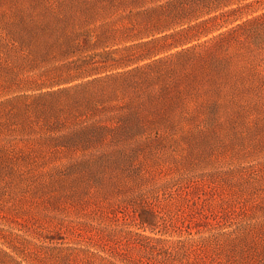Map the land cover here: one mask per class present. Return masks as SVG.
Here are the masks:
<instances>
[{
  "label": "rangeland",
  "instance_id": "374dc122",
  "mask_svg": "<svg viewBox=\"0 0 264 264\" xmlns=\"http://www.w3.org/2000/svg\"><path fill=\"white\" fill-rule=\"evenodd\" d=\"M163 1L0 0L17 25L1 29L0 236L24 264H88L87 248L122 264H264V34L259 46L224 36V49L207 38L263 0L158 62L66 77L83 29L148 38L147 9ZM212 52L234 62L220 87ZM0 264L17 262L0 249Z\"/></svg>",
  "mask_w": 264,
  "mask_h": 264
},
{
  "label": "trees",
  "instance_id": "16d2710c",
  "mask_svg": "<svg viewBox=\"0 0 264 264\" xmlns=\"http://www.w3.org/2000/svg\"><path fill=\"white\" fill-rule=\"evenodd\" d=\"M262 0H164L162 3L151 6L147 9L148 20L145 24V29L148 38H144L138 31L129 32L127 34H116L118 30L115 27L109 26L107 28L96 29L94 27H87L79 33L77 40L70 46L72 49L67 54H74L79 56V60H74L75 73L68 74L66 77L77 76L78 72L98 71L108 67L126 66L139 59L150 58L157 55L163 48L177 45L189 41L190 39L199 38L201 35H208L210 32L219 29L224 23H234L243 11L253 7L254 3H260ZM264 1V0H263ZM245 9L242 11V9ZM146 11V12H147ZM152 12V13H151ZM153 13H156L153 14ZM152 19V20H151ZM221 19L222 21H217ZM16 24L11 20H0V45L4 41L1 29H6L10 34L15 33ZM177 26L178 28H174ZM174 28V29H172ZM107 29V30H105ZM172 29V30H170ZM170 30V31H168ZM226 34V35H225ZM264 34V10L249 18H245L239 22L234 23L230 27L217 32L207 38L218 39V48L224 49V36L235 38L237 36H245L244 40L252 43L255 46L262 44V37ZM12 38V37H11ZM167 38H172V41L167 44H160ZM14 39L12 38V41ZM128 42V43H124ZM166 43V42H165ZM79 51V52H75ZM212 51V50H211ZM180 52V51H177ZM160 56H155L149 62H158ZM234 62L230 55L221 54L219 52L212 54L207 59V72L214 82L220 87L222 80H226L228 72L233 66ZM134 66L128 70H119L113 72L112 75L122 74L134 69ZM122 118L120 114L115 113L119 118L118 122L126 121L128 123L132 118L130 111ZM139 224L142 227H148L150 230L151 224L144 218L143 215L138 217ZM203 230H199L202 232ZM198 232V233H199ZM144 237L155 238L157 240L166 241L164 238L151 236L146 233H139ZM214 236L213 233L200 234L198 237H189L187 240H207L210 241ZM184 240V239H183ZM0 249L11 260H15L17 264H24L21 259H18L16 254L20 253V248L11 242L7 236H0ZM202 242V241H200ZM7 247L11 248L8 249ZM14 251V252H13ZM86 263L92 264L94 258H102L104 263L100 264H122L115 260V256H101L99 250L91 248L81 249ZM16 253V254H15ZM36 264L35 262H30Z\"/></svg>",
  "mask_w": 264,
  "mask_h": 264
}]
</instances>
